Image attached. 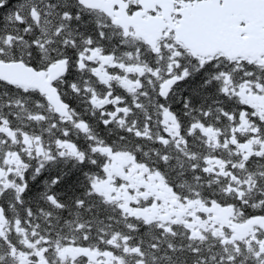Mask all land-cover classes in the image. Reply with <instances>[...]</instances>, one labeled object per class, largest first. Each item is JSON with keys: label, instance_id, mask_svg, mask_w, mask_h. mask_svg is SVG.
I'll return each instance as SVG.
<instances>
[{"label": "snow or ice", "instance_id": "1", "mask_svg": "<svg viewBox=\"0 0 264 264\" xmlns=\"http://www.w3.org/2000/svg\"><path fill=\"white\" fill-rule=\"evenodd\" d=\"M0 264H264V0H0Z\"/></svg>", "mask_w": 264, "mask_h": 264}]
</instances>
